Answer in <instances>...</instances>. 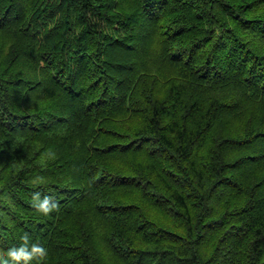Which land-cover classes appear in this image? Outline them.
Returning a JSON list of instances; mask_svg holds the SVG:
<instances>
[{
	"label": "trees",
	"instance_id": "16d2710c",
	"mask_svg": "<svg viewBox=\"0 0 264 264\" xmlns=\"http://www.w3.org/2000/svg\"><path fill=\"white\" fill-rule=\"evenodd\" d=\"M23 237L264 264V0H0V256Z\"/></svg>",
	"mask_w": 264,
	"mask_h": 264
},
{
	"label": "clouds",
	"instance_id": "9594fccd",
	"mask_svg": "<svg viewBox=\"0 0 264 264\" xmlns=\"http://www.w3.org/2000/svg\"><path fill=\"white\" fill-rule=\"evenodd\" d=\"M34 207H36L44 215L51 213L56 207L54 196H45L42 200L39 199L37 194L34 197ZM24 243L19 247H13L7 251L4 256H0V264H31L33 260L36 264H42L47 257V249L40 244H32L31 247L28 245V238L23 237ZM7 257V258H5Z\"/></svg>",
	"mask_w": 264,
	"mask_h": 264
}]
</instances>
